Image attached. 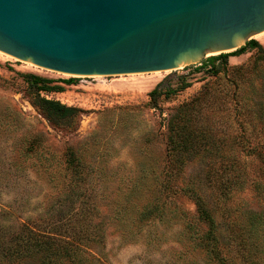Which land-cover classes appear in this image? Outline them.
Masks as SVG:
<instances>
[{
  "label": "rangeland",
  "instance_id": "374dc122",
  "mask_svg": "<svg viewBox=\"0 0 264 264\" xmlns=\"http://www.w3.org/2000/svg\"><path fill=\"white\" fill-rule=\"evenodd\" d=\"M199 65L76 77L0 56V264H44L29 228L75 242L79 257L57 264H264V61L246 50L215 75ZM180 109L183 161L167 145Z\"/></svg>",
  "mask_w": 264,
  "mask_h": 264
},
{
  "label": "water",
  "instance_id": "95a60500",
  "mask_svg": "<svg viewBox=\"0 0 264 264\" xmlns=\"http://www.w3.org/2000/svg\"><path fill=\"white\" fill-rule=\"evenodd\" d=\"M264 33V0H0V56L71 76L176 72Z\"/></svg>",
  "mask_w": 264,
  "mask_h": 264
},
{
  "label": "trees",
  "instance_id": "16d2710c",
  "mask_svg": "<svg viewBox=\"0 0 264 264\" xmlns=\"http://www.w3.org/2000/svg\"><path fill=\"white\" fill-rule=\"evenodd\" d=\"M246 50H254L256 51V58H259L261 60L264 61V45H262L258 40L255 39H250L248 40L243 46L237 48L234 51L231 52H226V53H220L217 55H212L207 57L206 59H204L199 67L201 66H205V65H210V68L212 69V75H215L216 73H218L221 69V66L223 67H227L228 66V57L231 55H240L242 53H244ZM219 61V63L216 65L215 62ZM30 77H32L35 81L41 80L42 78L32 75V74H28ZM42 88L39 89H46V90H52L54 89V86H41ZM158 95H159V88L158 86L154 87L150 92H149V96H150V100H151V104L153 106L157 105V99H158ZM42 102L46 103V104H50L54 107H56L58 110H61L63 112H73L75 113V115H77L78 113H80V109L77 107H73V106H67L65 104H61L58 101H54V100H45L42 99ZM31 102L33 103V105L35 107H37L38 110H40L42 112V114L46 117L47 114L45 112H43L42 109V105L39 102H34L33 100H31ZM168 148H170V150H173L175 152L179 151V153H182V156H179V159H182V161L184 160L185 156H183V152H185L184 155L189 154V147L190 144L188 142H184L183 145H179L178 141H175L176 138L178 137H191L193 135V126L191 124V120L189 118V115H187V113H182V110H177L176 113L172 114L170 116V121H169V128H168ZM174 139V140H173ZM182 149V150H181ZM175 162V161H174ZM183 191L185 193H187L190 197H193V201L196 205L197 211L199 213V215L202 218H207L209 219L211 217V211L209 210L206 202L197 194V192H195V188L193 187V185L190 183L188 184V186H186V188H183ZM25 232V231H24ZM35 232L32 231V229L29 228V231L26 233L27 237L26 239V247H28V245L30 246V243H28L30 240H33V244L35 245H39V249L41 251H44V254L42 252V257L44 260L43 263L44 264H57L60 263V261H58L57 259L61 256H74V257H79L76 253H75V249L77 248V246H75V242L73 240L64 242V241H50V239H45L46 236H35L34 235ZM69 243V244H68ZM43 246V248L41 247ZM213 249L216 248V245L214 244ZM18 251V249L16 250ZM215 257V256H214Z\"/></svg>",
  "mask_w": 264,
  "mask_h": 264
},
{
  "label": "bare ground",
  "instance_id": "6f19581e",
  "mask_svg": "<svg viewBox=\"0 0 264 264\" xmlns=\"http://www.w3.org/2000/svg\"><path fill=\"white\" fill-rule=\"evenodd\" d=\"M143 83V82H142ZM148 89V88H147Z\"/></svg>",
  "mask_w": 264,
  "mask_h": 264
}]
</instances>
